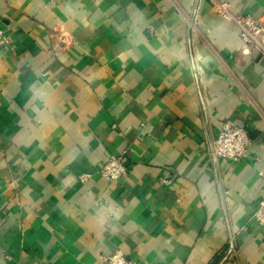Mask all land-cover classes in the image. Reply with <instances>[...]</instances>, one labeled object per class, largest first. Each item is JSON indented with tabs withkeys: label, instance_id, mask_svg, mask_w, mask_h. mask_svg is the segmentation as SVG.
<instances>
[{
	"label": "crops",
	"instance_id": "crops-1",
	"mask_svg": "<svg viewBox=\"0 0 264 264\" xmlns=\"http://www.w3.org/2000/svg\"><path fill=\"white\" fill-rule=\"evenodd\" d=\"M0 27V264H264V57L215 1L0 0Z\"/></svg>",
	"mask_w": 264,
	"mask_h": 264
},
{
	"label": "built area",
	"instance_id": "built-area-1",
	"mask_svg": "<svg viewBox=\"0 0 264 264\" xmlns=\"http://www.w3.org/2000/svg\"><path fill=\"white\" fill-rule=\"evenodd\" d=\"M216 2L218 13L226 20L233 21L239 28L240 37L247 46L255 48L264 57V20L250 15H236L230 11V4L227 1L213 0ZM9 44L6 31L0 27V47H7ZM251 143L249 131L244 126L232 120H224L216 136L209 144V153L212 160L221 159L238 161L242 159ZM129 166L123 155H110L108 160L99 169L103 177L108 180H117L129 172ZM258 223L264 226V199L261 200L254 212ZM233 236V235H232ZM230 238V237H229ZM232 239H229L230 249L226 256L229 257L233 251ZM103 264H134L121 251H116L106 257Z\"/></svg>",
	"mask_w": 264,
	"mask_h": 264
},
{
	"label": "water",
	"instance_id": "water-1",
	"mask_svg": "<svg viewBox=\"0 0 264 264\" xmlns=\"http://www.w3.org/2000/svg\"><path fill=\"white\" fill-rule=\"evenodd\" d=\"M214 162H217L216 161V159H215V157H214V160H213ZM229 237H230V239H232V233H231V231H229ZM231 246L233 247V242H231Z\"/></svg>",
	"mask_w": 264,
	"mask_h": 264
}]
</instances>
